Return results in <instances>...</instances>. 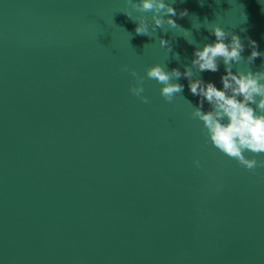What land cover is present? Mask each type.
<instances>
[{
    "label": "water",
    "instance_id": "95a60500",
    "mask_svg": "<svg viewBox=\"0 0 264 264\" xmlns=\"http://www.w3.org/2000/svg\"><path fill=\"white\" fill-rule=\"evenodd\" d=\"M173 7L200 45L215 39L205 20L241 36L233 72L261 70L246 58L247 38L264 52V0ZM123 11L142 15L127 0H0V264H264V167L204 143L186 79L168 103L146 77L183 72L195 44L168 26L136 35ZM223 74L199 76L219 88Z\"/></svg>",
    "mask_w": 264,
    "mask_h": 264
},
{
    "label": "clouds",
    "instance_id": "9594fccd",
    "mask_svg": "<svg viewBox=\"0 0 264 264\" xmlns=\"http://www.w3.org/2000/svg\"><path fill=\"white\" fill-rule=\"evenodd\" d=\"M131 9L141 13L133 17L132 11L122 13L136 23L134 29L136 35L151 37L158 29H176L190 44H195L193 59L190 65L185 64L184 71L177 68L168 71L166 66L155 64L146 70V77L161 85L160 95L165 102L171 103L176 95L184 91L185 85L180 84L181 78L188 81L187 87L192 96L198 97L194 106L191 101L186 100L191 106V118L201 122V133L205 137L204 143L210 144L219 153L234 159L244 169L252 171L264 167V161L255 158H247L245 153H251L253 157L264 155V65L261 70L246 71L236 70L233 66L245 62L242 53L245 45L241 36L226 31L218 24L205 26L214 40L200 45L192 39L188 30L182 29L172 17L183 18L188 15L187 10L177 13L169 0H127ZM151 13V23L143 14ZM246 19V18H245ZM209 25H212L209 27ZM196 27V26H194ZM200 25L196 27L199 29ZM241 32L246 29L241 28ZM248 47L251 49L246 58V63L252 65L255 60L264 57V52L258 50L259 45L255 40L247 38ZM159 46L172 51L169 42L159 38ZM176 59L179 60L178 54ZM221 63L224 65V74L220 76L221 87L214 82L205 81L199 76L200 73H216L220 70ZM195 69V72L193 71ZM124 70H127L126 68ZM131 75L135 78V85L129 89L132 95L139 97L142 102L148 103L143 93L144 77L138 76L133 70ZM196 76L197 78L193 79ZM205 103L209 109L204 110ZM194 166L199 169V160L193 161Z\"/></svg>",
    "mask_w": 264,
    "mask_h": 264
}]
</instances>
